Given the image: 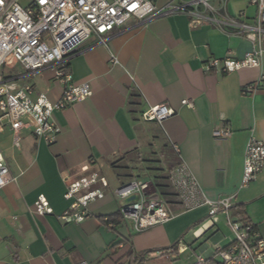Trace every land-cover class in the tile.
I'll return each instance as SVG.
<instances>
[{"label": "crops", "instance_id": "obj_1", "mask_svg": "<svg viewBox=\"0 0 264 264\" xmlns=\"http://www.w3.org/2000/svg\"><path fill=\"white\" fill-rule=\"evenodd\" d=\"M226 11L233 17L244 12L240 20L254 22L255 14L247 16L245 8L230 13L227 6ZM104 38L87 40L70 57L73 79L89 82L93 93L55 113L61 132L54 144L25 129L20 146L13 147L12 130L0 132V146L17 177L0 190V264H134L131 254L174 248L180 240L188 247L186 253L194 246L186 242L188 235L208 216L206 205L141 232L122 216L116 223L108 220L122 203L114 190L134 178L148 179V172L159 169L165 150L171 152L169 169L184 163L206 196H232V218L252 222L264 237V168L242 185L248 139L264 142V88L253 94L242 89L264 74V55L260 66L206 72L207 60L243 58L251 42L214 23L192 28L184 13L134 18ZM112 53L117 63H110ZM12 71L33 85L35 95L44 92L55 101L62 93L63 84L54 80L50 68L32 75L16 64ZM155 104H167L176 112L161 123L144 121L141 112ZM223 126L231 133L214 137V129ZM84 163L89 171L81 173ZM92 172L106 179L104 196L90 203L91 215L85 221L61 222L57 214L71 203L64 198L62 175L73 180ZM166 180L169 185L167 175ZM41 194L54 214L29 213ZM162 194L180 210L171 187ZM225 221L220 213L216 226L195 238L196 254L208 255L215 246L231 242L212 243ZM211 231L214 235L206 237ZM184 253L174 259L144 258L140 264H187L179 261Z\"/></svg>", "mask_w": 264, "mask_h": 264}, {"label": "built area", "instance_id": "obj_2", "mask_svg": "<svg viewBox=\"0 0 264 264\" xmlns=\"http://www.w3.org/2000/svg\"><path fill=\"white\" fill-rule=\"evenodd\" d=\"M228 0H0V132L6 127L12 130V146L19 147L21 132L31 130L46 144H54L61 132L55 113L92 95L89 82H76L69 70L70 57L87 40L95 37L105 42L104 36L115 28L123 27L132 19L149 20L158 16L184 13L190 26L198 27L209 22L226 32H237L251 42V49L243 58L213 57L204 63L206 72H233L245 67L260 66L264 55V0H250L255 6L252 24L230 16ZM118 58L111 54L110 63ZM21 65L26 72L35 75L50 68L55 81L63 84L60 97L53 101L48 94L35 95L29 81L12 71ZM264 88V74L243 87L244 94H253ZM184 104L192 106L188 100ZM175 109L167 104L150 105L141 112L144 121L161 123L172 116ZM231 133L227 126L214 129L216 138ZM264 168V142L253 136L247 141L244 154L242 185H247ZM89 171V164L80 166V172ZM66 191L64 198L71 200L69 207L57 218L63 223H81L91 215L90 203L102 198L106 179L96 172L71 180L62 175ZM170 187L178 198L180 210L166 198L150 179L134 178L121 184L115 196L122 202L120 214L129 221L136 232L165 223L178 214L208 206V216L197 224L192 233L200 238L216 226L219 214L227 217L234 237L226 246H215L208 255L199 254L194 264H264V237L254 224L244 218L233 219L230 213L232 196L211 199L206 196L197 179L184 163L173 166L167 172ZM0 146V190L16 181ZM131 196L137 199L128 204L123 201ZM28 211L32 215L54 214L48 198L41 194ZM185 241L177 247L150 252L145 258H177L187 250Z\"/></svg>", "mask_w": 264, "mask_h": 264}, {"label": "rangeland", "instance_id": "obj_3", "mask_svg": "<svg viewBox=\"0 0 264 264\" xmlns=\"http://www.w3.org/2000/svg\"><path fill=\"white\" fill-rule=\"evenodd\" d=\"M228 10L230 13L239 12V10L245 8L247 12V16L252 17L255 14V6L250 5V0H228L227 2ZM171 152L169 150H165V156L161 159V164L158 170L153 172H148L147 178L152 180V183L155 187L159 189L162 193L169 191L170 187L166 180V175L169 167L171 166L172 158H170ZM218 236L212 240V243L219 241V239H230L234 237V233L228 223L222 222L220 224V231L217 232ZM213 231L209 232L206 237L213 236ZM195 236L193 233L188 235L187 243H192L194 246L190 248L186 253L179 257V261L187 264L195 263L197 259L196 252L193 250L194 248H198V243L195 240ZM194 241V242H193Z\"/></svg>", "mask_w": 264, "mask_h": 264}, {"label": "trees", "instance_id": "obj_4", "mask_svg": "<svg viewBox=\"0 0 264 264\" xmlns=\"http://www.w3.org/2000/svg\"><path fill=\"white\" fill-rule=\"evenodd\" d=\"M121 217V214L120 212L116 213V215H111L108 220L109 221H112L113 223H116L119 221ZM202 222V221H201ZM199 224V223H198ZM254 226L257 227V225L254 224ZM175 248V247H174ZM150 252H153V250H145L143 252H140V253H137V254H131V257H132V262L134 264H140V263H143L144 262V258L147 254H149Z\"/></svg>", "mask_w": 264, "mask_h": 264}, {"label": "water", "instance_id": "obj_5", "mask_svg": "<svg viewBox=\"0 0 264 264\" xmlns=\"http://www.w3.org/2000/svg\"><path fill=\"white\" fill-rule=\"evenodd\" d=\"M137 199V196H131L123 201V204H128L131 200Z\"/></svg>", "mask_w": 264, "mask_h": 264}]
</instances>
